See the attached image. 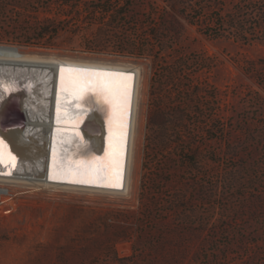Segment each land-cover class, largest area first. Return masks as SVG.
I'll return each mask as SVG.
<instances>
[{"label": "rangeland", "instance_id": "1", "mask_svg": "<svg viewBox=\"0 0 264 264\" xmlns=\"http://www.w3.org/2000/svg\"><path fill=\"white\" fill-rule=\"evenodd\" d=\"M0 53L143 77L130 194L12 187L0 264H264V0H0Z\"/></svg>", "mask_w": 264, "mask_h": 264}, {"label": "bare ground", "instance_id": "2", "mask_svg": "<svg viewBox=\"0 0 264 264\" xmlns=\"http://www.w3.org/2000/svg\"><path fill=\"white\" fill-rule=\"evenodd\" d=\"M12 77L15 82L7 80ZM142 78L136 65L0 53V185L23 193L27 189H52L130 194ZM27 79L36 84L43 80L37 93L40 97L26 96L27 85L23 82ZM83 84L92 88L88 97L99 93L98 103L108 100L107 114L97 106L96 99L85 100L86 96L80 93H74L71 103L77 108L72 112L74 106L69 105L65 90L71 85L79 90ZM54 91L59 103L56 110L50 111V104L45 101H57ZM39 98L44 99L45 109L38 105ZM86 112H91V116L85 117ZM71 133L76 142L80 139L77 145L73 146ZM56 148L60 149L57 159ZM7 199L5 202L11 204V198Z\"/></svg>", "mask_w": 264, "mask_h": 264}, {"label": "built area", "instance_id": "3", "mask_svg": "<svg viewBox=\"0 0 264 264\" xmlns=\"http://www.w3.org/2000/svg\"><path fill=\"white\" fill-rule=\"evenodd\" d=\"M10 190H12V186L4 187V189L0 188V198H4V199L0 200V208H4V209L0 210V212H11L14 210V206L9 205V203H7V205L5 204V201L8 200L7 198L11 194ZM18 192L19 193H17V192H12V193H14V195H18V194H20L21 191H18Z\"/></svg>", "mask_w": 264, "mask_h": 264}, {"label": "trees", "instance_id": "4", "mask_svg": "<svg viewBox=\"0 0 264 264\" xmlns=\"http://www.w3.org/2000/svg\"><path fill=\"white\" fill-rule=\"evenodd\" d=\"M127 50H135V48L132 47L129 43H123Z\"/></svg>", "mask_w": 264, "mask_h": 264}, {"label": "snow or ice", "instance_id": "5", "mask_svg": "<svg viewBox=\"0 0 264 264\" xmlns=\"http://www.w3.org/2000/svg\"><path fill=\"white\" fill-rule=\"evenodd\" d=\"M2 144H3V141L0 140V145H2ZM2 160H3V152H2V149H0V162H2Z\"/></svg>", "mask_w": 264, "mask_h": 264}]
</instances>
